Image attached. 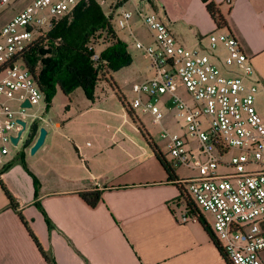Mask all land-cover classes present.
<instances>
[{
	"label": "crops",
	"instance_id": "crops-1",
	"mask_svg": "<svg viewBox=\"0 0 264 264\" xmlns=\"http://www.w3.org/2000/svg\"><path fill=\"white\" fill-rule=\"evenodd\" d=\"M154 1L183 45L198 41L189 30L199 39L218 29L202 0ZM213 1L264 92V0ZM97 87L92 99L81 89L44 98L29 145L0 164L18 206L0 186V264H47L18 215L56 264H229L197 219L182 220L179 190L150 147L160 151L154 135L131 121L110 87ZM41 127L44 143L30 154ZM93 191L101 200L91 208L80 193ZM204 220L212 229L213 219ZM260 258L264 264V249Z\"/></svg>",
	"mask_w": 264,
	"mask_h": 264
},
{
	"label": "built area",
	"instance_id": "built-area-1",
	"mask_svg": "<svg viewBox=\"0 0 264 264\" xmlns=\"http://www.w3.org/2000/svg\"><path fill=\"white\" fill-rule=\"evenodd\" d=\"M82 1L31 0L1 26L0 164L11 153L9 145L15 146L11 137L17 136L21 128L17 120L27 123L25 117H32L34 122L37 116L28 111L44 96L20 56L52 28L54 21L70 14ZM95 1L107 20L111 24L114 20L119 29L126 30L135 47L149 59L152 77L139 85L127 106L134 114L139 111L149 116L154 126L162 122V107L185 122L183 135L162 129L160 137L166 140L173 166H187L198 172L194 178L180 179L188 196L198 210L212 216L214 240L229 264H263L264 122L254 106L257 87L244 83L253 75L249 57L228 31L218 37L210 34L209 49L215 50L222 41L228 52L223 64L242 68L240 75L226 77L208 56L181 44L156 13L140 6L127 11L123 8L127 0ZM11 3L12 0H0V13ZM134 16L147 28L152 44L144 45L135 37L130 24ZM180 87L190 102L177 94ZM26 100L30 108L22 107ZM13 101L20 104L19 110L10 108ZM188 138L196 140L203 157L197 166L189 163L192 153L187 148ZM230 150L237 154L226 161ZM187 218L191 217L185 208L182 220Z\"/></svg>",
	"mask_w": 264,
	"mask_h": 264
},
{
	"label": "trees",
	"instance_id": "trees-1",
	"mask_svg": "<svg viewBox=\"0 0 264 264\" xmlns=\"http://www.w3.org/2000/svg\"><path fill=\"white\" fill-rule=\"evenodd\" d=\"M146 1L153 8L155 7L154 0ZM202 2L205 3L206 10L216 27L228 31L226 18L215 2L213 0H202ZM20 61L33 77L47 104L57 90L69 97L75 90L81 89L88 99H92L96 85L105 83L123 104L131 121L141 127L139 119L129 109L126 99L119 93L113 80V73L127 66L131 62V57L95 0L80 2L70 14L54 21L52 28L20 56ZM36 132L37 126L33 125L24 147L29 145ZM150 147L168 177L178 188L188 215L197 219L221 255L226 258L214 240L212 229L188 196L181 180L176 177L172 165L155 145L151 143ZM0 186L9 206L17 210V204L1 182ZM80 197L93 208L101 200V192H82ZM20 219L46 263L56 264L52 256L43 252L37 238L28 229L21 216Z\"/></svg>",
	"mask_w": 264,
	"mask_h": 264
},
{
	"label": "rangeland",
	"instance_id": "rangeland-1",
	"mask_svg": "<svg viewBox=\"0 0 264 264\" xmlns=\"http://www.w3.org/2000/svg\"><path fill=\"white\" fill-rule=\"evenodd\" d=\"M30 1L31 0H12L11 5L6 10L0 13V27L6 21H8V19H10L13 16V14L17 13L20 9H22ZM134 6H140L144 9V11H147V12L152 11L156 13L157 15H159L158 10L160 9V7L157 6L156 2L154 3L155 9H153V7L146 0H142V1L141 0H127L123 8L127 11L132 12L134 11ZM156 8L157 9L159 8V9L156 10ZM112 24L120 40L125 44L127 51L131 57V62L127 66L119 69L118 72H115V74L113 75V80L115 81L117 87L119 88V91L122 93L126 101L130 104L136 95V91L139 85L142 82L152 77V70L150 69L149 59L147 55L144 53V51L137 49L135 47L133 40L128 35V32L124 29H119L116 26L114 20ZM130 24H131V28L134 32L135 37L139 41H141L144 45L152 44V38L147 28L144 25H142V23L135 16L131 19ZM224 31L226 30L225 29H214L212 32L197 39L194 34L195 30H189V35H190L191 40L193 41L198 40V41L196 44H194L193 42V44H190V45L188 44L184 46L188 48H192V49H197L203 55L208 56L210 63L214 64L217 68H219V70L222 72L224 76L234 77V76L241 74L242 68L240 66H235V65L226 67L223 64V59L228 54V52L225 49H223V42L218 41L217 48L215 50L209 49L210 34L218 37ZM227 69L231 72H228ZM244 83L247 87L251 86L252 84H255V86L257 87L258 91L254 95V106L264 122V92L261 90V86L259 85V83L257 82V80L254 78L253 75L250 78L246 79ZM102 91L109 92L110 91L109 86L105 83L98 84V87L96 88V92L100 94L102 93ZM77 94L82 95L83 93L80 89H78L74 93V96H76ZM177 94L180 97H182L184 100L188 102L191 101L189 97L186 96L183 87L178 88ZM44 98L45 97L42 96L39 105L44 104ZM9 106L13 111H16V110H19L20 104L16 101H13L9 103ZM161 111L164 116H163L161 124L158 126H154L151 124V119L149 116L143 115L139 111H135V114L137 118L139 119L140 123L154 135L155 137L154 139L158 143L160 151L165 156V159L167 160V162L171 164L170 162L171 159L167 154L166 140L160 137V132L163 131L162 129H165L166 132L169 134L176 133V134L183 135L184 133H186V124L183 120L177 119L173 111L167 110L166 107H162ZM28 113L29 114L34 113L36 114V116L45 115L44 111H40L38 109V106L31 108L28 111ZM25 119L27 120V123H28L27 128L33 126L32 117H25ZM35 125L37 126V130H38L39 126H38L37 121H35ZM28 138H29V135L27 132L23 134L22 142L18 144V146L15 147V146L9 145V149L11 153L4 159L6 160L10 156H14L16 152L19 151V149L23 146V142L27 141ZM188 142L189 144L187 145V148L192 153V158L189 159V163L191 166H197L203 160V157L199 153V147H198V144L196 143V140L192 138H188ZM236 154L237 152L235 150H230L228 154L225 155L224 160L229 161L231 156L236 155ZM172 167H173L176 177L181 180L194 178L198 175L197 170L188 168L187 166H173L172 165ZM255 168L256 167H252L251 170H256ZM199 211L202 214L204 219L207 218L209 222H212L211 221L212 216L209 213H207L206 211L200 208H199ZM18 217L20 219V215H18ZM21 223L23 224L22 221Z\"/></svg>",
	"mask_w": 264,
	"mask_h": 264
},
{
	"label": "water",
	"instance_id": "water-1",
	"mask_svg": "<svg viewBox=\"0 0 264 264\" xmlns=\"http://www.w3.org/2000/svg\"><path fill=\"white\" fill-rule=\"evenodd\" d=\"M22 107H26V108H30L31 105L29 104V102L26 100L23 104H22ZM17 122L20 124L21 128L19 129L18 133H17V136L15 137H11V141L12 143L16 146L18 144V141L20 139V137L27 133L28 132V135H30L31 133V129H32V126L27 128V123L23 120H20L18 119ZM33 125H35V121L32 123ZM28 129V130H27ZM47 134V131L45 130V128L41 127L39 128V134H38V137L35 141V143L33 144V146H31L30 148V154H34L41 146L42 144L44 143V140H45V136Z\"/></svg>",
	"mask_w": 264,
	"mask_h": 264
}]
</instances>
